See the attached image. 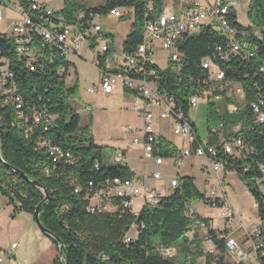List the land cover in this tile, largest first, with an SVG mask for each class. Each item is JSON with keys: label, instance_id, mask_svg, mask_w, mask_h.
Segmentation results:
<instances>
[{"label": "trees", "instance_id": "16d2710c", "mask_svg": "<svg viewBox=\"0 0 264 264\" xmlns=\"http://www.w3.org/2000/svg\"><path fill=\"white\" fill-rule=\"evenodd\" d=\"M0 1L3 5L14 1L24 10L29 7V0ZM149 1L156 15L164 0H105L91 6H87L85 0H62L61 7L52 16L40 20H49L53 24H74L80 22L78 14L84 13L85 19L81 22L87 27L91 21L90 14L103 15L115 7L128 8L132 23L121 47L123 53H133L143 40L144 22L150 17L146 8ZM246 15L248 25L236 21L234 15L231 19L238 30L237 36L249 43V49L256 47L252 57L251 54L243 56L242 53L229 51L232 48L226 38L213 25H203L178 42L182 56L180 63L168 61L165 69L157 64L154 66L162 77L159 89L171 95L176 106L187 113L189 97L194 93H205L209 143H216L215 129L223 124L225 139L242 137L247 145L253 147L254 152L249 156H227V169L236 173L255 202L259 203V217L264 221L260 196L251 182L257 164L258 168L261 165L260 170L264 173V125L256 122L251 109L257 95L264 94V0L248 2ZM30 46L35 52L36 66L25 65L24 58L17 53L12 32L0 34V58L5 61H0V65H7V69L13 72L28 118L22 124L16 123L18 120L13 107L6 104L4 95L0 94L1 157L5 163L27 176L25 179L0 160V194L14 205L16 211H26L34 216L35 207L43 199V193L34 183L48 191L53 200L42 204L39 218L43 227L64 244L68 264H200L203 256L201 264H232L227 258V239L216 238L210 219L196 213L190 215L185 209L186 205L199 199L213 207L196 187L193 176L177 174L176 187L164 195L156 207H142L136 215L120 210L107 213H90L87 210L83 195L74 192L75 184L84 187L89 181L96 184L106 177L131 178L132 172L118 153L113 158V164L104 163L102 149L93 143L88 125H80V116L69 102L70 98L78 95V80L75 78L72 84L66 82L72 63L61 55L57 46H41L38 36H34ZM219 47L227 53L228 59L220 60ZM207 56L220 65L224 79L214 81L210 72L202 67V60ZM104 58H100L102 67L105 66ZM61 66L67 70L62 77L56 73ZM232 83L242 89L241 102H235L226 93ZM123 91L126 95H135L127 88ZM217 97L223 99L225 106L235 104L237 110L233 111L230 107V111L223 108L220 112L215 100ZM42 104L54 117L53 124L45 132L30 119L33 107ZM234 126H239L238 131L233 132ZM42 137L70 151L72 158L53 162V157L38 145ZM157 153L168 158L176 156L179 149L160 136ZM245 163L249 166L247 172L242 171ZM223 205L222 201H217L215 207ZM199 220L203 223H197V230H204V224L209 228L218 248L216 254H204L199 232L187 231ZM131 223H142L145 227L135 240L127 243L124 242V235ZM224 231L228 233V230ZM52 240L58 244L54 238ZM157 246L174 247L176 253L167 257L156 249ZM56 264L61 263L58 261Z\"/></svg>", "mask_w": 264, "mask_h": 264}, {"label": "built area", "instance_id": "2783aa9c", "mask_svg": "<svg viewBox=\"0 0 264 264\" xmlns=\"http://www.w3.org/2000/svg\"><path fill=\"white\" fill-rule=\"evenodd\" d=\"M105 1V0H103ZM240 1L246 3L251 0H164L161 5L160 12L156 15L153 12L152 2L147 3V14L150 15L144 22L143 40L133 53H123L126 67H117L110 69L109 67L101 66L100 55H97L96 62L93 65L96 67L99 79L98 82L87 87L88 93L101 92L102 94H111L115 87L120 86L127 88L135 93L133 104L138 115L141 118L142 138L140 140L134 139L131 144L141 146L142 160L151 161L155 166L164 164L165 157L159 155V137L157 134L155 124L156 119L170 120L172 132L176 136L183 138V147L179 150L176 156H172V164L180 165L182 161L191 156L204 157L206 159V168L218 178L219 172L227 171L229 164L227 156H235L236 158L246 157L254 152L253 147L247 145L242 137H231V140H224V127L220 124L215 129L216 143L208 142V133L206 131V138L203 139L200 132L197 133V126L190 115V110L197 108L203 100H206L204 92L194 93L188 99V113L175 104V100L171 95H168L163 90L159 89V84L162 79L159 70L154 66L156 62L153 56L156 52H166L167 62L180 63L182 56L178 47V42L182 40L189 33V26H195L196 19H205L209 21V25L214 28L232 43L233 53L254 54V49H249V43L244 39L239 38L238 30L232 22L231 17L238 19L237 6ZM20 13V19L13 24L12 33L14 41L17 46V53L24 58L25 65L36 66V56L34 49L30 46L31 40L34 36L40 39V45L46 44L55 45L59 48L61 55L67 59L69 55H79L84 40L89 32L92 30L105 36L106 41L103 44L101 51L107 52L113 44V35L101 34V27L94 23L96 17L100 15H92L88 26L81 20L85 19L84 13L78 14V20L74 24H53L49 20H40L52 16L55 9L47 6L42 0H29V7L27 10L22 9L19 5L17 7ZM121 9L115 7L109 13L115 17H121ZM36 13V14H35ZM233 15H232V14ZM232 15V16H231ZM233 18V17H232ZM3 19V3L0 1V21ZM199 29H197L198 31ZM220 60L229 58L227 53L223 52L219 47ZM68 60V59H67ZM202 67L210 72V77L216 79H224V71L218 63H215L211 57L207 56L202 60ZM70 69V68H69ZM260 70H263L261 68ZM67 72L64 66L57 69L58 76H64ZM69 72V70H68ZM235 92L241 98L242 89L239 86L235 87ZM0 94L4 95L5 103L10 104L15 111V116L18 121L16 123L26 122L28 120L25 111L26 106L22 96L17 92L14 74L10 69H4V65H0ZM233 111L237 110L236 105L232 106ZM251 109L255 115L256 122L264 125V94L257 95L255 100L251 103ZM32 123L41 126L45 132L53 124V115L50 114L44 104L34 106L32 115ZM239 126L233 127V132L238 131ZM121 130L126 133H131L133 130L129 126H121ZM199 131V130H198ZM212 135V134H211ZM43 147L45 152L53 157V162L68 161L72 158L70 151L65 150L58 144L52 143L47 138L42 137L38 144ZM119 158H124V152L118 151ZM97 167V165H95ZM248 164L242 166V171H248ZM132 172V171H131ZM152 180L163 179V174L159 170H154L149 174ZM146 179V176L144 177ZM219 179V178H218ZM123 180L126 182V196H117L116 187L108 188V181ZM221 179H219L220 181ZM221 182V181H220ZM251 182L255 190L260 196V204L264 209V173L256 167V174L251 176ZM177 185L176 177H172L168 181L169 192H171ZM222 187V182L221 185ZM74 192L83 195L86 201L87 210L90 213H107L120 210L122 212H129L130 214L140 213L134 210L133 201L137 197H141V207L143 200H153V207H156L162 197L165 195L160 189L156 187H147L146 185L134 182L133 172L131 178H122L118 176L106 177L98 183L89 181L84 187L74 185ZM219 195L215 186L211 187L209 192L205 195L207 201L211 202L215 207L217 201L225 203L221 197L225 195L222 190ZM259 203L256 202L258 208ZM186 211L190 215L195 212L191 205L185 206ZM224 220L225 228L215 229V236L217 239H227V256L236 264H264V221L259 224H253L249 230L243 225L238 216L230 207H225L221 214ZM238 224L236 230L243 233L242 242H237L227 235L224 230L233 228L234 223ZM197 221L188 227L187 231L199 232V237L203 241L204 254H216L218 251L217 245L209 228L204 224V230H197ZM145 227L144 224L131 223L128 231L124 235V242H131L138 237V234ZM17 243H12L8 248H0V264L13 254ZM156 249L167 257L173 256L176 249L162 248L157 246ZM205 256L202 257L204 260ZM58 261L64 264V255L58 256Z\"/></svg>", "mask_w": 264, "mask_h": 264}, {"label": "rangeland", "instance_id": "374dc122", "mask_svg": "<svg viewBox=\"0 0 264 264\" xmlns=\"http://www.w3.org/2000/svg\"><path fill=\"white\" fill-rule=\"evenodd\" d=\"M45 3L53 4L54 2H61L62 0H43ZM103 0H85L87 6L97 5L102 3ZM130 9H121V17H115L110 13L100 15L95 18L94 23L100 25L101 34L113 35V44L107 53L101 51L103 44H105L106 37L100 36L92 30H89L79 55H69L68 61L72 63V69L66 77V82L72 84L76 78L78 80V95L75 98H70L69 102L74 110L80 116V125L89 127L93 143L102 149V159L106 164H113V158L115 154L120 150H126V160L124 163L128 164L131 171L140 172L142 162L137 157L139 156V146H130V143L134 139L140 140L142 134L141 118L134 108L133 100L128 95H122L118 97L113 95L110 98L101 94L100 92L88 93L87 87L98 82L99 74L93 62H96L97 55L100 58H104L106 67L115 69L117 67H126L127 64L123 58L122 42L129 33L132 23V16L129 13ZM247 3L240 1L237 6L238 19L241 23L248 25L249 21L246 15ZM4 20L0 21V27L5 25ZM195 33V31H192ZM156 64L165 69L167 67L166 52L159 51L153 56ZM0 61L5 62L2 58ZM7 65H4L6 67ZM236 84H231L227 88V95L232 96L235 102H241L242 98L235 92ZM218 110L221 112L223 108H227L230 111L233 103H229L226 106L225 102L220 97L216 99ZM229 108V109H228ZM206 109L207 104L205 100L200 102L197 108L190 110V115L194 120L203 139L206 138ZM121 126H129L133 131L126 133L121 130ZM165 134L168 139L179 149L183 147V138L176 136L172 129L170 131L165 130ZM202 157L191 156L182 161L180 165L172 164V157L164 159V165L154 167L147 164L148 170L158 169L163 173H167L170 176L176 177L177 174H187L193 176L195 179V185L200 192H204L208 187L204 186L200 165H204ZM227 189L229 202L232 205L236 214L239 215L243 225L249 230L253 224H259L262 220L258 216V208L255 206V202L252 199V195L247 194L244 191L242 181L232 170L227 171ZM156 186H164L166 182L164 180L156 182ZM167 186V185H166ZM148 187H152V182H149ZM169 194V190L165 191V195ZM206 195V194H205ZM141 197H137L134 200V210H141ZM191 208L195 213L201 217H207L212 220L215 227L220 229L225 228L224 220L221 218L223 209L210 207L204 200H195L191 204ZM238 224L235 222L233 228H237ZM243 233L240 230L234 231L231 239L242 242L239 239H243ZM228 260L232 264H236L227 256ZM202 263V259L200 264Z\"/></svg>", "mask_w": 264, "mask_h": 264}, {"label": "crops", "instance_id": "0c3cea01", "mask_svg": "<svg viewBox=\"0 0 264 264\" xmlns=\"http://www.w3.org/2000/svg\"><path fill=\"white\" fill-rule=\"evenodd\" d=\"M45 4L49 7H52L55 10H58L62 5V1L54 2L53 4H49L48 2H46ZM17 7H18V3L14 1L4 3L3 19L1 20V22L4 20V16L6 22L5 25L0 27V34L4 32L6 33L12 32L13 24L20 19V13ZM70 69H72V67H70ZM114 94L117 95L118 97L125 95L123 88L120 86L115 87L111 94H103V95L107 96V98H110ZM130 97L132 100H134V97L132 95ZM155 125H156L155 128L157 134L168 139L167 135L165 134V130L168 131L171 130V121L156 119ZM131 146L133 145L130 143L129 147L131 148ZM137 146H139V156L137 157V159H139L140 162H142V167H141L142 169L140 172L132 171L134 182L142 183L147 187L149 182H152V187H156L160 189L165 194V191L169 190L168 181L173 176H170L169 174L163 173L161 171L163 174V179L161 180H164L167 186L154 185L156 182L161 180H152L149 177V174L152 171L158 169L148 170L147 164L149 163L154 167H159V166H155L151 161H143L141 158L142 156L141 146L140 144ZM121 151L124 152V161H125L126 150H121ZM202 158L204 160L203 161L204 165L202 164L200 165L201 167L200 170H201L204 186H207L208 190H210L211 187L215 186L217 188V193H219V195L222 193L221 191L223 190L225 192V195L221 197L224 199L225 203L222 207L219 208L223 209L224 211L225 207L227 206L230 207L235 213L228 198V189L226 184L228 170L225 172L218 173V178L221 179L220 181L222 182V187H221L220 186L221 182L219 181V179L215 175H213V173L209 170V168H206V159L204 157ZM163 165L164 164H162L161 166ZM130 170L132 169L130 168ZM145 176L146 179L144 178ZM243 186H244L243 187L244 191L247 194H250L244 184ZM203 193L207 194V190H204ZM252 199L255 202V199L253 197ZM255 206H256V202H255ZM236 215L240 219L239 215L238 214ZM210 226L212 228L220 229L219 227H215L213 225L211 219H210ZM233 233L234 231L232 232L231 229H228L227 236L231 238ZM239 240L241 241L242 239ZM14 242L17 243V246L14 249L13 254L10 257H8L6 260H4L1 264H56L58 262L57 261L59 256L58 244L52 240L49 234L43 232L40 229V227L36 224V221L32 214L22 210L16 211L14 205L11 204L6 197L0 194V248H8Z\"/></svg>", "mask_w": 264, "mask_h": 264}, {"label": "water", "instance_id": "95a60500", "mask_svg": "<svg viewBox=\"0 0 264 264\" xmlns=\"http://www.w3.org/2000/svg\"><path fill=\"white\" fill-rule=\"evenodd\" d=\"M0 133H1V130H0ZM0 160L10 169H13L14 171L16 172H19L18 170L14 169L13 167H11L9 164L5 163L1 157V152H0ZM25 179H27V176L25 174H23L22 172H19ZM40 190L41 192L43 193V199L42 201L39 202V204H37V206L35 207V210H34V219L36 221V224L40 227V229L49 234L52 238H54L57 242H58V248H59V254L60 255H64L65 257V254H64V250H65V246L62 242H60V240L53 234H51L45 227H43V225L41 224V221H40V218H39V214H40V209L42 207V204L46 201H52L53 198H51L48 194V191L43 188L42 186H40L37 182L34 183ZM64 264H68L67 260H66V257H65V261H64Z\"/></svg>", "mask_w": 264, "mask_h": 264}, {"label": "bare ground", "instance_id": "6f19581e", "mask_svg": "<svg viewBox=\"0 0 264 264\" xmlns=\"http://www.w3.org/2000/svg\"><path fill=\"white\" fill-rule=\"evenodd\" d=\"M203 25H209V21L205 19H196L195 26H189V33H193L192 31H197V29ZM228 42L230 43V41ZM230 46L232 48V43H230ZM4 69H7V67H4ZM216 80L219 81L221 79H216ZM241 97H242V94H241ZM224 140H231V138L229 139L224 138ZM259 168L262 170L261 165H259ZM115 187L117 191V196H126V182L125 181L123 180L108 181V188H115ZM151 206H153V200H143L142 207H151Z\"/></svg>", "mask_w": 264, "mask_h": 264}]
</instances>
